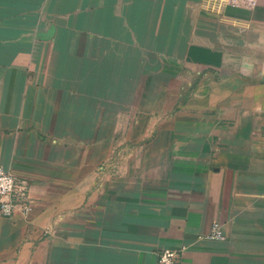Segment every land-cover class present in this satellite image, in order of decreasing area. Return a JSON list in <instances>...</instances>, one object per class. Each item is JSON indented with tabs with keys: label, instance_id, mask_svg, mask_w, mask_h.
Listing matches in <instances>:
<instances>
[{
	"label": "crops",
	"instance_id": "crops-1",
	"mask_svg": "<svg viewBox=\"0 0 264 264\" xmlns=\"http://www.w3.org/2000/svg\"><path fill=\"white\" fill-rule=\"evenodd\" d=\"M0 165V264H264V0H0Z\"/></svg>",
	"mask_w": 264,
	"mask_h": 264
},
{
	"label": "built area",
	"instance_id": "built-area-1",
	"mask_svg": "<svg viewBox=\"0 0 264 264\" xmlns=\"http://www.w3.org/2000/svg\"><path fill=\"white\" fill-rule=\"evenodd\" d=\"M231 8L252 9L258 0H217ZM20 210L27 215L32 210V201L25 179H17L11 172L0 165V217L11 218L15 211ZM209 239H223V233L218 223H214L208 235ZM177 252L162 250L158 256L160 264H176Z\"/></svg>",
	"mask_w": 264,
	"mask_h": 264
},
{
	"label": "water",
	"instance_id": "water-1",
	"mask_svg": "<svg viewBox=\"0 0 264 264\" xmlns=\"http://www.w3.org/2000/svg\"><path fill=\"white\" fill-rule=\"evenodd\" d=\"M53 33H54V27L51 26V27L49 28V30H47L45 33H43V34H39V35H38V38L41 39V40H49V39L52 38Z\"/></svg>",
	"mask_w": 264,
	"mask_h": 264
}]
</instances>
